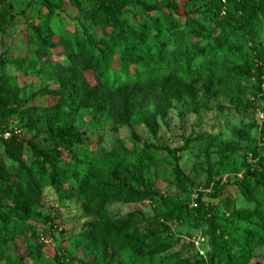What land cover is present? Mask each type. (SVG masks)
I'll return each mask as SVG.
<instances>
[{"label":"rangeland","instance_id":"rangeland-1","mask_svg":"<svg viewBox=\"0 0 264 264\" xmlns=\"http://www.w3.org/2000/svg\"><path fill=\"white\" fill-rule=\"evenodd\" d=\"M77 1L78 6L69 0H0V13L6 16L0 22V59L7 61L0 66V80L9 83V91L18 100L13 116L2 118L0 112V124L22 127L31 119L35 130L24 129L21 138L39 149L49 146L45 141L52 131L49 123L73 127L86 141L83 161L97 163L105 172L112 170L107 155L117 152L153 199L138 205L114 204L108 213L114 218L132 214L137 229L148 233L147 245L154 241L166 250L142 257L130 250L108 252L107 258L100 252V257L91 254L79 243L91 219L84 217L74 199L65 196V187L54 189L41 180L40 205L27 222L10 223L16 239L1 247L5 259L0 264H55L54 255L76 258L73 264H231L233 257L240 256L242 241L237 232L243 218L250 220L264 212V91L254 79L239 75L246 67H256L264 54V19H259L250 36L236 30L239 23L228 30L227 26L211 30L203 25L197 36L184 23L183 14L200 21L210 0H140L149 11L129 7L122 15L131 28L148 27L144 47H132L137 59L128 62L112 50L109 33L87 19L86 10L95 7L97 0ZM170 1L177 4L178 15L165 8ZM221 4L222 18L227 1ZM35 28L47 40L45 47L37 43ZM75 43H85L107 62L105 78L86 75L89 85H102L105 80L108 87L134 92L135 105L127 125L118 126L106 112L93 109L73 107L71 114L65 109L52 115L57 99L39 92L59 87L56 74L71 63ZM168 77L180 85L177 97H171L175 91L170 96L156 86ZM145 146L151 148L150 159L142 156ZM24 152L23 163L30 167V149ZM254 153L260 156L262 167H257L263 169L262 177L251 181L246 196L236 182L243 175V163ZM63 157L61 166H66V154ZM0 158L8 172L14 173L17 165L5 155ZM176 170L184 178L182 184ZM200 204L209 211L207 215L197 213ZM211 209L217 216L214 226L208 222ZM179 212H188L184 222L169 217ZM240 212L242 218L234 219ZM39 244L44 247L38 250ZM252 255L249 264H264V247L254 249Z\"/></svg>","mask_w":264,"mask_h":264},{"label":"trees","instance_id":"trees-1","mask_svg":"<svg viewBox=\"0 0 264 264\" xmlns=\"http://www.w3.org/2000/svg\"><path fill=\"white\" fill-rule=\"evenodd\" d=\"M69 1L75 6L79 5L77 0ZM187 1L194 2L195 0ZM222 1L225 0H210L206 3L200 21L192 19L188 14H183L184 23H188L197 36L203 32L201 29L205 27L214 30L217 27L227 26L228 30V26L239 23L236 30L250 36L254 33L259 19H264V0H226V13L221 18L224 7L221 4ZM138 6H141L143 11L150 10L140 0H97L96 6L85 12L92 25L99 27L102 32L109 33L107 34L108 41L115 54H119L128 62L137 59L133 56L132 47H142V45L144 47V34L148 27L142 24L131 28L123 21L122 15L123 11L129 7ZM165 8L170 14L178 15V6L175 2L170 1ZM8 9L11 11L10 5ZM10 11L8 14L12 21ZM5 17V14L0 13V22L4 21ZM166 26H169L168 23ZM34 33L39 46L45 47L47 40L41 36L40 30L35 28ZM225 38L230 39L227 36ZM74 47L76 51L73 54L74 58L70 60L71 63L67 64L66 70L56 74L59 87L56 90L44 89L39 92L43 97L57 99L56 104L51 108L52 115H60L65 109L71 114L73 107L77 111L93 109L96 112H106V115L108 114L118 126L127 125L132 119V109L135 105L134 92L126 87H108L105 80L102 85L98 81V84L94 86L89 85L86 75L105 78L108 72L107 62L101 53L93 52L85 43H75ZM6 64V60L0 59V66ZM239 75L242 78L254 79L260 88L264 79V54L256 67H246ZM175 80L174 77H168L157 84L159 92L163 94L167 92L170 95L172 91H175V94L170 96L177 97L181 88L174 82ZM9 88V83L1 79L0 112L2 118H10L16 112L13 107L18 100ZM149 123L146 121L147 127L151 126ZM48 125L52 131L45 139L49 145L46 149H39L34 142L26 143L21 137L12 138L0 148V155H5L17 165L15 172L10 174L0 158V249L6 243L16 239L9 228L10 223L12 221L27 222L34 215V209L40 205L42 199L40 181L46 180L54 189L65 187L62 190L65 196L74 199L80 205L84 217L91 219L87 225V232L82 236V241H79L91 254L99 256L97 253L100 252L102 258H107L108 252L119 254L126 250L134 252L139 257L164 252L166 246L157 242L153 241L150 245L148 244L149 246L147 245L148 233L137 229L132 214L125 218H114L108 213V208L114 204L138 205L153 199L152 192L144 188L141 179L128 163L113 151L107 155L112 168L109 172H105L97 163L86 164L83 161L84 152L87 150L83 134L73 127L64 128L65 125L62 126L59 121L55 123V126L50 123ZM262 126L264 127V122ZM0 128L4 127L0 124ZM17 128L29 132L35 130V125L31 119H28L25 126H17ZM133 139L138 141L134 135ZM26 147L30 149L32 159L30 167H26L23 163ZM150 149L149 146H145L142 156L150 159ZM64 154L67 156V162L66 166H61ZM243 166V175L236 184L247 196L251 181L255 180L257 175L262 177L263 169L258 168L262 167L260 156L254 153L249 161L245 160ZM175 175L182 184L184 178L180 171L176 170ZM216 189H218L217 186L214 190ZM201 198L202 196H199V203ZM196 211L203 215L209 212L202 204ZM210 212L212 218L208 222L214 226L217 216L213 214V209ZM188 216V212L185 214L179 212L169 217L178 222H184ZM233 216L234 219H241L242 213ZM242 224V229L237 232L242 241L240 256L233 257L231 264H249L253 258V250L264 247V212H257L250 220L243 218ZM43 247V244H39L37 249ZM1 253L2 251H0V262L5 259ZM19 259L22 260V258ZM54 261L55 264H73L78 260L54 255ZM92 262L81 261L80 264H92Z\"/></svg>","mask_w":264,"mask_h":264},{"label":"built area","instance_id":"built-area-1","mask_svg":"<svg viewBox=\"0 0 264 264\" xmlns=\"http://www.w3.org/2000/svg\"><path fill=\"white\" fill-rule=\"evenodd\" d=\"M262 91H264V83L261 85ZM22 131L17 127L0 128V148L12 138H20Z\"/></svg>","mask_w":264,"mask_h":264}]
</instances>
